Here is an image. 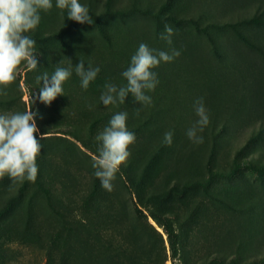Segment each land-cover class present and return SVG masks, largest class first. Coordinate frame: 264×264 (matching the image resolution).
Wrapping results in <instances>:
<instances>
[{
  "label": "rangeland",
  "instance_id": "obj_1",
  "mask_svg": "<svg viewBox=\"0 0 264 264\" xmlns=\"http://www.w3.org/2000/svg\"><path fill=\"white\" fill-rule=\"evenodd\" d=\"M79 2L110 8L102 25L95 17L92 24L69 20L52 0L30 33L37 69L22 62L0 95L4 114L25 111L33 93L39 133L51 132L41 140L34 183L0 179V264H264V0ZM165 24L173 29L171 45L160 39ZM141 43L181 54L154 69L159 84L146 93L150 106L131 94L104 106V84H126L122 73ZM69 60L64 95L41 103L36 77ZM80 60L100 68L87 90L74 71ZM200 98L210 122L195 144L186 133ZM118 112H127L136 136L121 165L138 182L133 196L120 171L109 192L92 167L95 137ZM169 131L171 146L163 142ZM137 202L145 215L161 209L175 221V260L164 229L150 217L138 220Z\"/></svg>",
  "mask_w": 264,
  "mask_h": 264
},
{
  "label": "clouds",
  "instance_id": "obj_2",
  "mask_svg": "<svg viewBox=\"0 0 264 264\" xmlns=\"http://www.w3.org/2000/svg\"><path fill=\"white\" fill-rule=\"evenodd\" d=\"M55 7L67 10V18L79 24H92V16L87 6L79 0H56ZM53 8L52 0H0V95L6 96L7 88L17 79L18 70L23 62L29 70L37 69L36 41L30 33L34 32L41 22L40 12H48ZM173 29L165 24V33L160 39L172 44ZM180 51L171 49L170 52L158 51L141 43L131 56L128 68L122 73L126 84L117 86L105 83L100 95L104 106L125 103L126 97L131 94L133 100L142 107L152 104V98L146 93L155 90L159 84L158 74L154 69L161 62L170 63L180 55ZM69 66H56L53 74L47 72L36 77L40 85L38 99L45 105H50L58 96L64 95L63 85L73 74L72 63ZM62 64V61L60 62ZM75 74L80 77L81 87L89 88L98 73L99 67L91 63L85 67L80 60L74 67ZM30 96V104L23 112L0 114V179L7 176L14 184L24 181L35 182L38 176L37 158L43 145L41 140L46 139L48 132L37 135L39 128L36 117L38 112L32 110L35 100ZM140 108L136 110L139 115ZM197 121L187 130L188 138L195 144L203 143V132L209 124V116L204 107L203 98L195 102ZM127 112L114 114L102 131L95 137L99 142L98 155L93 157L92 167L94 175L100 180L101 187L109 192L114 190L113 181L131 156L130 146L135 144L136 136L127 127ZM173 133L166 132L164 144L171 146Z\"/></svg>",
  "mask_w": 264,
  "mask_h": 264
},
{
  "label": "trees",
  "instance_id": "obj_3",
  "mask_svg": "<svg viewBox=\"0 0 264 264\" xmlns=\"http://www.w3.org/2000/svg\"><path fill=\"white\" fill-rule=\"evenodd\" d=\"M165 8H166V6L163 7L159 12L152 13V15L154 17L159 16V13L161 11L164 12ZM62 11H63L64 16L67 17V10L65 9V10H62ZM107 11H110V8H108ZM107 11L106 12L105 11L99 12L97 7H95V9H94L93 6H90L89 14L92 16V20L93 21H94L93 18L95 17V26L96 27L102 25V20L105 18ZM167 19L172 20V21L175 20V18H174V16L172 14H168V18ZM109 43L112 46L115 45V41H112V42H109ZM34 107H35V105L33 104L32 105V110L34 109ZM46 132H48V134L51 133L47 129H42L41 133L36 134L37 135V139H39L40 134H43V133H46ZM57 133H60V132H57ZM67 135H69V134H67ZM156 152L158 153V150ZM157 153L152 155V162H154L157 159V157H158ZM95 154L98 155V151H95ZM120 173L126 177L128 183L131 181V173L128 170H126L124 167H122V166L120 167ZM137 184H138V182L136 180L134 184L131 181V183H129V185H127L128 191H129V193L132 196L135 194V191L137 189ZM44 192L47 195L50 194V191L48 189H46V188L44 189ZM139 198H140V196H139ZM138 202L135 203V213H136V216L139 218L138 220L145 219V221H147V217H150L161 228L164 229V232H165V234L167 236V241H168V244H169V249H170V252H171L172 259L175 260L178 257V255H179L180 243H181L180 234H179L178 230L176 229L175 221L172 219V217L169 215L168 212H165V211H163L161 209H151V210H149V215H145L143 210L139 208V205H138L139 203Z\"/></svg>",
  "mask_w": 264,
  "mask_h": 264
}]
</instances>
